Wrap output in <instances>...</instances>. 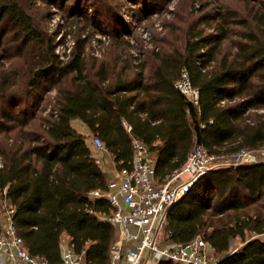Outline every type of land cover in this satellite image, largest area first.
<instances>
[{"label": "trees", "instance_id": "1", "mask_svg": "<svg viewBox=\"0 0 264 264\" xmlns=\"http://www.w3.org/2000/svg\"><path fill=\"white\" fill-rule=\"evenodd\" d=\"M83 1L0 0V189L30 255L51 264L61 261L63 232L84 264H111L117 235L105 219L110 203L87 196L109 182L73 119L103 141L118 170L132 168V140L142 141L158 181L195 144L218 156L264 149V0H178L163 32L151 26L135 41L118 13L111 24L108 0H94L93 17L77 12ZM59 3L75 39L64 58L46 26ZM101 24L108 40L96 56L87 43ZM183 68L197 103L175 87ZM168 230L180 242L203 236L216 264H264V164L199 177L168 211Z\"/></svg>", "mask_w": 264, "mask_h": 264}, {"label": "built area", "instance_id": "2", "mask_svg": "<svg viewBox=\"0 0 264 264\" xmlns=\"http://www.w3.org/2000/svg\"><path fill=\"white\" fill-rule=\"evenodd\" d=\"M61 51L64 56L70 47ZM175 87L192 102H198V89L191 85L185 68ZM125 128L130 130L129 125ZM87 136L94 149L110 153L98 136ZM254 163L264 164V149L241 148L230 155L218 156L202 144H195L184 163L158 181L152 152L142 141L133 138L132 168L116 170L120 178L118 187L94 189L87 194L92 201L107 200L113 209L105 218L117 231L110 247L111 264H143L147 255L155 256L157 262L166 257L177 264H216L218 259L211 255V245L203 236L180 242L172 238L171 230L165 231L167 213L202 175L218 168ZM0 208V264H51L31 256L22 243L14 224L15 208L7 201L6 188L0 189ZM60 259L59 264H84V253L75 251L65 232L61 235Z\"/></svg>", "mask_w": 264, "mask_h": 264}, {"label": "rangeland", "instance_id": "3", "mask_svg": "<svg viewBox=\"0 0 264 264\" xmlns=\"http://www.w3.org/2000/svg\"><path fill=\"white\" fill-rule=\"evenodd\" d=\"M35 1L37 3L41 2V0ZM107 2L114 10L111 24L114 23L118 26L115 19L120 17L122 23L125 24L127 28L131 29L126 35L127 38L135 41V33H137L142 39L146 40L148 34H150V32L152 33V28L156 29L158 32H163L164 19L172 17L178 0H108ZM59 5L61 4H52L50 7V13L46 22L47 30L56 42L55 47L64 50L68 46V48L70 47L71 49L75 41L71 32L73 28L67 22L66 17L61 13ZM82 6L83 7H81L77 12H80L81 15L93 17L96 15V9L100 7V3L94 0H84ZM196 7H199L198 3L196 4ZM145 9H147V12L151 11L149 17L144 16ZM102 14L104 13H98V17L101 20L105 18ZM107 31L108 29L106 28V24L99 25L93 31L94 33H92V37L87 43V49L91 52V54L100 56L103 48L105 47V43L108 40ZM86 33L87 31H85L82 35H85ZM144 43L148 47L152 46L149 41ZM61 50L56 49L60 57L64 58ZM131 50H133V52L136 51L134 49ZM119 181L120 179L118 177L115 178L114 188L118 187ZM240 244L242 243L238 239H236L235 242L231 241L232 247Z\"/></svg>", "mask_w": 264, "mask_h": 264}, {"label": "crops", "instance_id": "4", "mask_svg": "<svg viewBox=\"0 0 264 264\" xmlns=\"http://www.w3.org/2000/svg\"><path fill=\"white\" fill-rule=\"evenodd\" d=\"M72 126L79 132H81L84 135L90 134L87 127L78 119H73L71 121ZM93 147V146H92ZM93 155L99 159L100 164L103 166V168L107 172L108 182H109V189L114 188L115 186V178H119V176L116 173V165L113 159V156L111 153H103L100 152L94 148H92ZM120 179V178H119ZM67 236V235H66ZM209 250L211 255H213L212 247L209 246ZM143 264H157V259L155 256L147 255L143 259Z\"/></svg>", "mask_w": 264, "mask_h": 264}]
</instances>
